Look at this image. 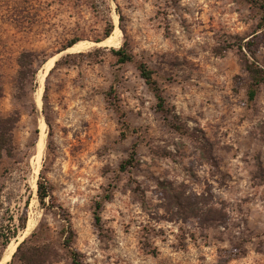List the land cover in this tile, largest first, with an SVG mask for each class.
I'll return each mask as SVG.
<instances>
[{
  "label": "rangeland",
  "instance_id": "374dc122",
  "mask_svg": "<svg viewBox=\"0 0 264 264\" xmlns=\"http://www.w3.org/2000/svg\"><path fill=\"white\" fill-rule=\"evenodd\" d=\"M92 1L0 0V117L21 116L0 161V228L26 213L21 242L36 231L30 244L54 247L55 264H72L66 227L84 264H264V86L249 102L244 70L248 43L264 68V15L248 0H108L114 30L100 45L107 13ZM73 42L84 48L57 55ZM122 46L133 63L117 64ZM25 51L54 60L36 77V115L13 99ZM136 63L154 72L169 114ZM134 145L137 163L121 172ZM42 169L55 208L37 200Z\"/></svg>",
  "mask_w": 264,
  "mask_h": 264
},
{
  "label": "trees",
  "instance_id": "16d2710c",
  "mask_svg": "<svg viewBox=\"0 0 264 264\" xmlns=\"http://www.w3.org/2000/svg\"><path fill=\"white\" fill-rule=\"evenodd\" d=\"M248 2L252 5H256L259 8L261 13L264 15V0H248ZM91 8L95 13H99V6L105 9L107 15L103 18V32L102 37L96 40V43H100L103 40L109 38L114 30V26L109 17L110 8L108 5V0H94L90 3ZM77 42H73L60 50L58 53L65 51L71 47H73ZM249 44H246L248 47V53L250 54V60H245L244 62V70L249 76L250 79V87L247 92L249 102L255 101L258 92L262 86H264V68L260 67L255 62L254 52L249 48ZM100 49H96L97 53ZM112 54L117 59L118 65H125L127 63H133V56L126 52L125 46L120 47L118 50H111ZM83 54H74L67 55L62 60L70 59L72 57L80 56ZM46 63V58H40L34 52H22L17 59V78H16V86H15V94L13 99L17 105L20 106L22 99H25L29 102L28 108L31 115H36L37 109L34 103L33 95L38 87L37 84V74L39 69ZM60 64V61L56 62L55 67ZM136 68L139 72L140 77L144 80V82L150 86L155 94L157 100V110L161 114H169L168 105L160 91L156 80L154 79V72L147 67L144 63H136ZM54 68L49 72V75L52 74ZM48 75V76H49ZM48 78V77H47ZM46 92L44 91V96L42 98L43 101V110L42 113H46ZM18 106V107H19ZM20 111L19 109H15L10 115L7 117H0V161L6 156L11 158L14 152V144H13V131L16 125L20 121ZM45 121L48 127L50 128V124L48 122L47 115L45 116ZM179 129V128H177ZM35 134L38 133V130H35ZM50 134L48 135L47 141V151L49 152L51 142H50ZM137 145H134L129 158L120 164V171L126 172L129 169H133L137 163ZM37 200L42 208H55V200L53 197V187L47 182L43 175V169L39 175V179L37 181ZM109 199V196L107 198ZM102 207L101 203L96 204V210L99 211ZM99 215L95 216V222L97 225L100 224ZM27 217L26 213L19 220V224L17 226L8 227L4 230L2 227L0 228V260L3 256L4 251L10 245L11 241L16 239L20 232H23L26 228ZM37 232H33L31 236L25 239L23 242L19 244L16 249L15 254L12 258V264L14 260L18 259L22 264H55L57 263V252L54 247L49 244H30L32 239L36 236ZM64 236V241L62 243V249L66 252L68 258L70 259L72 264H84L81 260V256L78 252H76L73 248L74 242V234L70 227L63 228L62 232ZM26 248V249H25Z\"/></svg>",
  "mask_w": 264,
  "mask_h": 264
},
{
  "label": "bare ground",
  "instance_id": "6f19581e",
  "mask_svg": "<svg viewBox=\"0 0 264 264\" xmlns=\"http://www.w3.org/2000/svg\"><path fill=\"white\" fill-rule=\"evenodd\" d=\"M117 31L118 30H115V32L114 33H116L117 34ZM119 33V32H118ZM118 36V35H117ZM120 39V38H119ZM107 41V40H106ZM106 41H104L105 43H106ZM103 42V43H104ZM83 43V42H82ZM102 43V44H103ZM101 45V44H100ZM87 47V46H86ZM84 48V46H82V44L80 45V44H77V45H75V46H73V47H71V50H80V49H83ZM70 49V48H69ZM53 62H54V60L53 59H51V60H49L47 63H45L44 64V66H43V70H45V71H47V70H49V68L52 66V64H53ZM46 74V73H45ZM45 74L43 75L42 74V76L39 78V83L40 84H42L43 83V80H44V77H45ZM41 89V88H40ZM40 95V94H39ZM38 102H39V104L41 103L40 102V99H39V97H38ZM40 128V127H39ZM44 129H45V125L42 123L41 124V132H40V135H39V140H38V143H37V150H38V160L40 159V158H42L41 156H42V154H43V150H44V145H45V132H44ZM32 189L35 191L36 190V183L35 182H33L32 183ZM33 217V216H32ZM35 223V222H34ZM36 226V225H35ZM33 227V223H32V221H28V223H27V227H26V230H25V232H24V236L23 237H21V239H20V241L19 242H21L24 238H25V236H26V234L28 235V232L31 230V228ZM18 243V242H17ZM17 245L18 244H16V243H12V244H10L8 247H7V249H6V253L4 254V257H3V259H2V261H1V263L0 264H7V262L10 260V258H11V256L13 255V253H14V251H15V249H16V247H17Z\"/></svg>",
  "mask_w": 264,
  "mask_h": 264
},
{
  "label": "water",
  "instance_id": "95a60500",
  "mask_svg": "<svg viewBox=\"0 0 264 264\" xmlns=\"http://www.w3.org/2000/svg\"><path fill=\"white\" fill-rule=\"evenodd\" d=\"M96 44H100V43H96ZM59 54H61V53H57V55H59ZM56 55V56H57ZM6 253V250H5V252H4V254ZM15 253V252H14ZM4 254H3V256H2V258H1V260H0V263H1V261H2V259H3V257H4Z\"/></svg>",
  "mask_w": 264,
  "mask_h": 264
}]
</instances>
